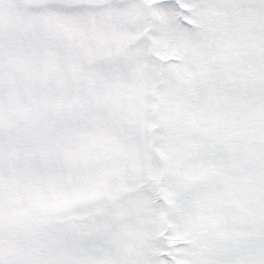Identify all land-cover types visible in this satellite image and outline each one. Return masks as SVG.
<instances>
[{
  "label": "snow or ice",
  "instance_id": "6c2138e0",
  "mask_svg": "<svg viewBox=\"0 0 264 264\" xmlns=\"http://www.w3.org/2000/svg\"><path fill=\"white\" fill-rule=\"evenodd\" d=\"M0 264H264V0H0Z\"/></svg>",
  "mask_w": 264,
  "mask_h": 264
}]
</instances>
